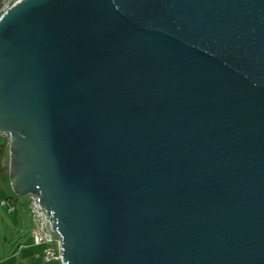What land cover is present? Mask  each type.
Instances as JSON below:
<instances>
[{
	"label": "water",
	"instance_id": "95a60500",
	"mask_svg": "<svg viewBox=\"0 0 264 264\" xmlns=\"http://www.w3.org/2000/svg\"><path fill=\"white\" fill-rule=\"evenodd\" d=\"M3 132L63 264H264V0H17Z\"/></svg>",
	"mask_w": 264,
	"mask_h": 264
},
{
	"label": "crops",
	"instance_id": "0c3cea01",
	"mask_svg": "<svg viewBox=\"0 0 264 264\" xmlns=\"http://www.w3.org/2000/svg\"><path fill=\"white\" fill-rule=\"evenodd\" d=\"M10 162V139L3 132L0 133V264H63L58 259H44V244L34 240L28 195L14 187Z\"/></svg>",
	"mask_w": 264,
	"mask_h": 264
},
{
	"label": "built area",
	"instance_id": "2783aa9c",
	"mask_svg": "<svg viewBox=\"0 0 264 264\" xmlns=\"http://www.w3.org/2000/svg\"><path fill=\"white\" fill-rule=\"evenodd\" d=\"M17 0H0V15ZM5 134V133H4ZM28 208L33 219L32 234L37 243L44 244V259H58L62 262L60 239L52 226L51 214L39 202L36 193H28ZM12 208L13 205L10 204Z\"/></svg>",
	"mask_w": 264,
	"mask_h": 264
},
{
	"label": "rangeland",
	"instance_id": "374dc122",
	"mask_svg": "<svg viewBox=\"0 0 264 264\" xmlns=\"http://www.w3.org/2000/svg\"><path fill=\"white\" fill-rule=\"evenodd\" d=\"M55 234H57V233H55Z\"/></svg>",
	"mask_w": 264,
	"mask_h": 264
},
{
	"label": "trees",
	"instance_id": "16d2710c",
	"mask_svg": "<svg viewBox=\"0 0 264 264\" xmlns=\"http://www.w3.org/2000/svg\"><path fill=\"white\" fill-rule=\"evenodd\" d=\"M5 133V132H4Z\"/></svg>",
	"mask_w": 264,
	"mask_h": 264
}]
</instances>
